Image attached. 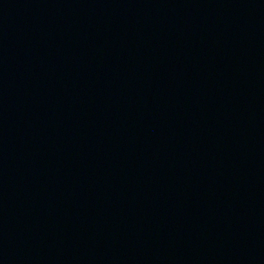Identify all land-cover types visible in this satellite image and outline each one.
I'll use <instances>...</instances> for the list:
<instances>
[{
	"label": "water",
	"instance_id": "water-1",
	"mask_svg": "<svg viewBox=\"0 0 264 264\" xmlns=\"http://www.w3.org/2000/svg\"><path fill=\"white\" fill-rule=\"evenodd\" d=\"M0 264H264V0H0Z\"/></svg>",
	"mask_w": 264,
	"mask_h": 264
}]
</instances>
